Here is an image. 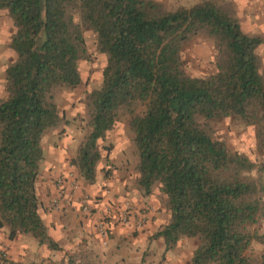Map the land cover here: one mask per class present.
<instances>
[{
	"label": "trees",
	"instance_id": "obj_1",
	"mask_svg": "<svg viewBox=\"0 0 264 264\" xmlns=\"http://www.w3.org/2000/svg\"><path fill=\"white\" fill-rule=\"evenodd\" d=\"M1 9L13 53L0 98V227L9 239L25 233L58 249L37 212L34 184L42 136L65 121L54 90L81 81L84 27L104 63L98 87L84 95L87 128L70 160L80 178L93 182L98 141L123 118L135 188L147 194L156 183L164 196L166 221L152 234L164 250L195 238L188 264H264L263 38L242 30L232 5L201 0L166 10L151 0H0ZM196 35L212 43L213 70L199 76L181 58ZM221 118L253 127L257 160L211 134L207 121ZM252 242L261 246L254 254Z\"/></svg>",
	"mask_w": 264,
	"mask_h": 264
},
{
	"label": "crops",
	"instance_id": "obj_2",
	"mask_svg": "<svg viewBox=\"0 0 264 264\" xmlns=\"http://www.w3.org/2000/svg\"><path fill=\"white\" fill-rule=\"evenodd\" d=\"M10 32V21L6 11L1 9L0 92L4 86V68L13 54L7 47ZM41 148L42 159L34 184L39 204L37 212L46 234L58 249H49L25 233H18L9 239L7 229L0 227V249L5 251L9 264H67L72 255L77 257L75 264H174L179 255L168 254L171 248L164 250L162 240L152 236L166 221L163 205L157 204L155 194L150 191L144 194L132 187L129 180H122L125 175H119L117 183L107 170L99 176L97 169L93 182L85 183L89 193L95 191L91 195L94 196L93 203L87 215L79 211L78 190L70 193L67 188L59 209L50 211L48 202L56 193L53 180L59 172H67L68 168H65L63 154L57 153L56 147L41 142ZM99 183L101 188L96 186ZM124 205L128 206V220L120 224L116 215ZM105 211L108 230L103 244L95 234L94 222ZM181 239L174 247L182 243H179ZM152 254H158V258H152Z\"/></svg>",
	"mask_w": 264,
	"mask_h": 264
},
{
	"label": "rangeland",
	"instance_id": "obj_3",
	"mask_svg": "<svg viewBox=\"0 0 264 264\" xmlns=\"http://www.w3.org/2000/svg\"><path fill=\"white\" fill-rule=\"evenodd\" d=\"M151 1L159 4L166 10H173L179 6L190 7L201 0ZM210 1L218 5H232L242 30L248 34H258L263 38V43L259 46L257 51L260 56V70L264 76V0ZM74 20L78 21L77 16L74 17ZM82 36L87 56L79 62L81 81L74 87H61L54 90L53 99L59 111L63 114L65 121L60 126L46 131L42 136L41 142L46 143L48 146L56 147L57 153L63 154L64 161L66 162L65 168H68L67 172H71L76 179L79 194H85L92 198L94 196L91 195H93L95 191L89 193L85 189V183L87 182L80 178L74 166L70 164V160L75 157L77 145L87 128L83 98L87 91L98 87L100 83V70L104 63V57L94 50V37L88 29L82 28ZM0 50L2 49L0 48ZM181 53L183 68L188 74L199 76L213 70L212 43L206 36L196 35L192 37L183 45ZM11 56H13V54ZM10 59H12V57H10ZM0 94V98H3L5 95L4 86ZM207 123L211 134L222 141L228 150L242 153L252 160H257L258 154L255 150L254 129L252 126L231 120L230 118L209 120ZM98 145L100 146L102 154V158L96 167L98 172H100L99 176H102V173L107 170L109 175L118 183L117 180L119 175H125L122 180H126V182L129 180L131 184H133V187L135 179V177L133 179L135 152L131 142V132L126 125L125 119L119 118L112 129L105 134L104 138L98 141ZM104 147L108 148L107 153ZM63 172L64 170L59 172V174H63ZM96 186L102 187L100 183ZM125 186L126 185H124V187ZM150 192L155 194L157 204L163 205L164 196L161 191H159L156 183L151 186ZM196 242L195 238L183 237L179 242L181 244H177L175 247L173 246L169 249L167 252L168 254L172 255L177 253V255H179L174 264H188ZM260 248L261 246L258 243L252 242L248 253L254 254L258 252ZM151 256L152 258H158V254H152Z\"/></svg>",
	"mask_w": 264,
	"mask_h": 264
},
{
	"label": "built area",
	"instance_id": "obj_4",
	"mask_svg": "<svg viewBox=\"0 0 264 264\" xmlns=\"http://www.w3.org/2000/svg\"><path fill=\"white\" fill-rule=\"evenodd\" d=\"M53 185L55 186L56 193L48 202L47 208L50 211H54L59 209L61 204V199L64 195V190L67 188L68 192H75L78 188V184L74 176L71 172H64L63 174H60L56 176L53 180ZM93 203V198L88 197L85 194H79L77 204L78 208L81 214H89L90 209ZM116 217L117 222L120 224H125L128 220V206L124 205L123 208H119ZM106 211L105 213H102L99 217L96 218L94 222L95 227V234L102 240L101 243L104 244V240L107 237V230H108V223L106 220ZM0 264H9L8 263V257L5 253V251L0 249Z\"/></svg>",
	"mask_w": 264,
	"mask_h": 264
}]
</instances>
